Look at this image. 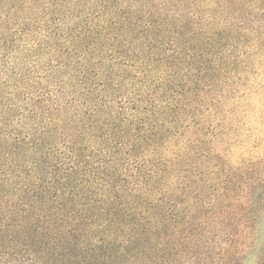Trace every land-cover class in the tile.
Returning <instances> with one entry per match:
<instances>
[{"label": "trees", "instance_id": "trees-1", "mask_svg": "<svg viewBox=\"0 0 264 264\" xmlns=\"http://www.w3.org/2000/svg\"><path fill=\"white\" fill-rule=\"evenodd\" d=\"M262 56L264 0H0V264H179L214 226L240 264Z\"/></svg>", "mask_w": 264, "mask_h": 264}, {"label": "rangeland", "instance_id": "rangeland-1", "mask_svg": "<svg viewBox=\"0 0 264 264\" xmlns=\"http://www.w3.org/2000/svg\"><path fill=\"white\" fill-rule=\"evenodd\" d=\"M247 100L246 119L242 126L245 142L237 144V141L235 143L233 141L230 146L232 147L233 158H236L242 151L248 159L245 176L251 178V180H260L262 183H258L252 191L251 202L256 203V201L261 200V205L257 211V222L251 231L249 240H247L248 246L245 247L242 253L243 257L240 260V264H263L264 197L260 198L259 196L264 194V56L259 61L258 69L251 73ZM241 221L243 222V218ZM241 224L239 223L232 231L234 239L238 240V242L242 238L241 229L243 226ZM219 236L220 234L218 235L214 226V233L209 235V239H207V247L195 249H190L189 246L184 247L179 264H232L229 263L228 259H225V251L220 250L218 244ZM195 239L193 242H196Z\"/></svg>", "mask_w": 264, "mask_h": 264}]
</instances>
